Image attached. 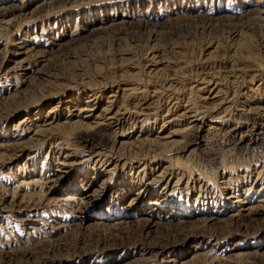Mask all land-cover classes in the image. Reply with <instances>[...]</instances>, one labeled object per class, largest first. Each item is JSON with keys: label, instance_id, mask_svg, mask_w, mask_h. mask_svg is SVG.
Instances as JSON below:
<instances>
[{"label": "rangeland", "instance_id": "1", "mask_svg": "<svg viewBox=\"0 0 264 264\" xmlns=\"http://www.w3.org/2000/svg\"><path fill=\"white\" fill-rule=\"evenodd\" d=\"M0 264H264V0H0Z\"/></svg>", "mask_w": 264, "mask_h": 264}]
</instances>
